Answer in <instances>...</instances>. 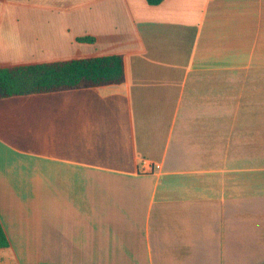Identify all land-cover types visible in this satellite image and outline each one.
Returning a JSON list of instances; mask_svg holds the SVG:
<instances>
[{"label":"crops","instance_id":"0c3cea01","mask_svg":"<svg viewBox=\"0 0 264 264\" xmlns=\"http://www.w3.org/2000/svg\"><path fill=\"white\" fill-rule=\"evenodd\" d=\"M108 56L0 99V264H264V0H0V69Z\"/></svg>","mask_w":264,"mask_h":264},{"label":"trees","instance_id":"16d2710c","mask_svg":"<svg viewBox=\"0 0 264 264\" xmlns=\"http://www.w3.org/2000/svg\"><path fill=\"white\" fill-rule=\"evenodd\" d=\"M159 5L163 0H147ZM94 42L92 38L80 39ZM125 81L121 56L88 58L0 69V99L121 84ZM9 240L0 223V249Z\"/></svg>","mask_w":264,"mask_h":264},{"label":"built area","instance_id":"2783aa9c","mask_svg":"<svg viewBox=\"0 0 264 264\" xmlns=\"http://www.w3.org/2000/svg\"><path fill=\"white\" fill-rule=\"evenodd\" d=\"M150 168H151V164L147 160H142L138 166V169L141 172H146L147 169H150Z\"/></svg>","mask_w":264,"mask_h":264}]
</instances>
